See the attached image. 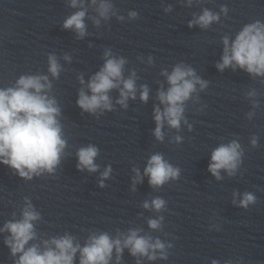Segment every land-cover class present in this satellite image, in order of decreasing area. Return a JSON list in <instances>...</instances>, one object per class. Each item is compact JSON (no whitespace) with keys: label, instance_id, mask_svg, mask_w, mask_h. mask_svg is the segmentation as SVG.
I'll return each mask as SVG.
<instances>
[{"label":"clouds","instance_id":"obj_1","mask_svg":"<svg viewBox=\"0 0 264 264\" xmlns=\"http://www.w3.org/2000/svg\"><path fill=\"white\" fill-rule=\"evenodd\" d=\"M193 0H188L191 5ZM71 7H79L63 23L64 29L74 30L78 38L86 35L85 17L87 8L84 0H71ZM91 6L95 8L99 18L108 20L116 15L112 0H91ZM170 11L171 8H166ZM227 6L222 5L220 12L227 14ZM130 19H135L138 13L131 11L128 13ZM94 24L99 25L100 19L91 17ZM117 19L123 20L122 16ZM220 20V14L207 8L202 14L189 21L188 26L199 25L207 29L214 22ZM223 55L220 63L216 67L223 72L225 68L237 67L246 71L253 77H264V23L259 20L245 25L240 30L233 41H229L227 36L223 37ZM106 58L103 67L87 83L91 95L85 93L83 89L79 92L77 105L80 109L89 113H96L97 110H112V102L108 93L112 89H119L120 98L117 103L127 107L129 98H136V73L133 71L128 78H124L123 71L126 60L123 57H115L110 50L104 53ZM70 60L67 55L64 57ZM151 60V58H150ZM48 72L53 78H57L61 71V65L54 55L48 56ZM166 76L168 89L159 90L157 99L161 107L154 108V119L156 128L154 135L158 141H163L164 133L162 128L165 122L169 127L179 129L184 118L185 104L192 98V94L197 92V85L200 90L207 88V81L198 77L191 67L177 64L169 74L162 72ZM81 84L84 83L80 78ZM122 86V87H121ZM52 85L47 75H21L14 87L0 88V163L15 170L21 178L32 179L33 175L39 176L44 172L53 173L60 164L61 156L66 147V140L63 138L62 126L57 119L60 115V108L54 97L47 93L51 91ZM257 95L255 90L248 93L249 97ZM149 89L147 85H142L140 89V99L147 102ZM254 107L258 103H254ZM254 113H249L248 117ZM179 142L181 137H175ZM253 147L258 146V137L251 139ZM99 154V149L94 145L81 147L77 151L79 170L87 169L95 172L98 165L94 162ZM243 149L237 140H232L228 144H221L211 153V161L208 171L221 179L220 172L224 170L229 176L235 175L242 163ZM135 182L139 181V171ZM111 172V167L105 169L101 174L102 178H107ZM145 175L149 177V184L153 188H158L170 179H176L180 170L168 163L162 154H153L148 160L144 169ZM100 186L103 187V179ZM240 194L233 193L236 197ZM257 202V198L250 192H245L239 200V207L248 209L249 205ZM236 203V200H233ZM166 202L162 198H154L151 203L145 201L144 208H152L159 212L165 208ZM41 219L40 213L35 210L32 204L26 199V207L22 210L21 218L5 223L0 232L10 233L5 238V245L11 250V254L18 259L15 264H74L76 254L79 252V264H110L113 252L116 254V264H120L123 250L127 248L133 257H147L149 260L167 259L166 245L160 239L153 242L150 236L140 235L138 229H130L126 235L120 234L117 238H111L107 233L90 235L81 246L71 235L65 234L61 237H53L44 240L43 248L37 244H30L36 239L34 222ZM163 217L149 219L148 226L153 230L161 228ZM139 264V262H138ZM212 264H218L213 260Z\"/></svg>","mask_w":264,"mask_h":264}]
</instances>
